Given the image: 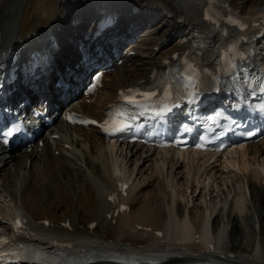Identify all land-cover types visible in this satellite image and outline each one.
<instances>
[{
	"label": "bare ground",
	"instance_id": "6f19581e",
	"mask_svg": "<svg viewBox=\"0 0 264 264\" xmlns=\"http://www.w3.org/2000/svg\"><path fill=\"white\" fill-rule=\"evenodd\" d=\"M116 1L120 0H0V34L4 35L3 42L0 43V59L2 49L5 50L4 47L12 39L24 38V42L32 47L34 40L43 39L42 35L49 32L56 34L59 28L62 38L73 37L81 28L80 25L73 27L75 14L84 18L91 11L96 13L101 8L116 9L122 18L112 30L115 40L113 38L111 42H117L118 46L125 42L122 39L117 40L121 36L119 33L132 21L135 26L146 22L145 25H151L149 38L142 41L141 47L130 46L121 57L118 56L124 60L118 69L122 70L125 79L121 80L120 76L119 83L107 85L104 80L103 88L97 93L98 99L94 96H81L82 102L75 107V110H81L88 116H100L105 105L114 100L118 89L135 84L141 79L148 80L154 69L163 68L170 52L175 49L183 50L192 44L204 26L203 9L209 2L122 0L123 5L118 7L115 6ZM63 5L72 11L61 13ZM136 6L140 9L139 14L132 19H126L131 8ZM220 6L226 11L251 18L264 14V0H220ZM15 7L19 8L14 13ZM12 19L14 25L10 29L8 26ZM6 28L11 32L7 33ZM34 31L41 33V36H33L34 40L28 41V35ZM208 32L206 40L213 47L219 33L215 28ZM177 38L179 39L175 41ZM148 45L152 48L147 47ZM129 52L135 54L130 55ZM136 53L140 66L125 67L124 63L135 60L133 57H136ZM110 75L105 74V78ZM48 86L46 89L49 93ZM59 121L62 126L65 125L61 119ZM52 130L50 134H53ZM70 130L78 136L75 138L71 134L70 140L68 138L71 150L80 148L83 151L87 165L100 180H86L87 176L84 178L80 168L72 169V172L66 156H60L59 159L52 153L55 150L60 151L59 147H52L51 138L57 139L52 136L45 137L44 146L40 149L35 145L30 152L10 153L11 157L5 159L0 157L3 167L8 162H16L20 163L19 170H28L27 176H21L28 179L29 185H33L32 193L38 197L35 200L38 208L35 216L44 221L45 225L42 222L44 226H40V223L33 224V221L27 219L30 230L36 233L30 236L29 241L52 247L59 240L72 239L76 241L78 248H135L140 253L153 248L177 261L228 257L232 264H264V139L246 148L232 150L226 154V158H216L213 154L191 150L177 153L169 149H145L138 144H108L96 127L79 126ZM69 141L67 138L61 141L65 150L69 149L66 146ZM29 160L31 162L27 168ZM50 163L54 167H49ZM42 170L53 175L51 178L54 185L62 184L66 180L68 185L56 190L45 188L44 179L40 175ZM1 171L0 230H6L10 227L11 220L15 221L18 217L26 219V216L17 203V196L14 193L12 198L8 196L9 175L2 178ZM19 174L20 172L17 176ZM21 176L18 179L21 180ZM118 179L130 182L131 187L127 196L123 195L122 198L129 204V209L116 214V209L110 206L107 192L114 188ZM80 181H83L84 186H81L79 193L76 183ZM28 182L25 190L28 189ZM44 190L48 193L47 197L42 193ZM76 194L79 195V202L77 201L75 210ZM23 205L27 207L25 202ZM173 210L178 216L179 224L185 226L188 219L190 220L187 230L191 229V232L185 237H170L167 233L166 220ZM77 217H81L80 223L76 222ZM210 220L213 232L222 233L225 239L223 246L209 243L203 247L200 224L211 222ZM92 222H97L96 229H91ZM37 230L42 233L38 234ZM210 241L213 242L212 239Z\"/></svg>",
	"mask_w": 264,
	"mask_h": 264
},
{
	"label": "rangeland",
	"instance_id": "374dc122",
	"mask_svg": "<svg viewBox=\"0 0 264 264\" xmlns=\"http://www.w3.org/2000/svg\"><path fill=\"white\" fill-rule=\"evenodd\" d=\"M121 5H123V2H122V0H120V1H116V4H115V6H118V7H121ZM64 6V5H63ZM62 7V6H61ZM60 7V8H61ZM19 7H15V10H14V13L16 12V10L18 9ZM68 7L65 5L63 8H61L60 9V11H61V13H70L72 10H70V8H68ZM143 12V11H142ZM14 18V17H13ZM12 20H14V19H12ZM159 20H163V19H159ZM158 20V21H159ZM11 23H12V21H11ZM14 25V24H13ZM151 25H146V28L147 29H149V27H150ZM142 29V28H141ZM77 33H79V31L77 32ZM127 34H131L132 35V32L130 31V30H128L127 32H126ZM148 32H147V30L145 29L144 31H140V29L138 30V32L136 33V34H134L133 36L135 37V35L137 36L136 37V39H135V41L133 42V44H129V46L127 47V48H129L130 46L131 47H137V46H139V47H141L143 44H142V41L143 40H147L148 38H149V34L150 33H148V35H146ZM145 36V37H144ZM142 38V39H141ZM139 39H141V41H139ZM179 38H177L175 41H177ZM174 41V42H175ZM173 42V43H174ZM172 43V44H173ZM114 44L116 45V44H118L117 42L115 43L114 42ZM134 44H136V45H134ZM128 45V44H127ZM145 47V46H144ZM147 47H149L150 49L152 48V46H150V45H148ZM127 48H123L122 49V51L123 50H126ZM137 54V53H136ZM124 56V55H123ZM135 60H131V62H128V63H126L127 65L125 66V67H127V68H137V67H139L140 66V62L137 60V58H138V54L136 55V57H133ZM137 60V61H136ZM116 61L114 60L113 62H112V66H114V63H115ZM122 65V64H121ZM120 65V66H121ZM113 71V72H112ZM106 74H108V75H110L111 77H112V75L114 76V79L112 80V81H108V83H106V85L107 84H111V83H119L121 80H123V79H125V77L126 76H123L122 75V70H120V69H116V68H113V70H111L110 72H108V73H106ZM120 76H122V79L120 80L119 79V77ZM118 81V82H117ZM96 98V97H95ZM96 99H98V98H96ZM81 103V102H80ZM90 103V102H89ZM96 102H93V104H95ZM58 123H60L61 124V121H58ZM58 129V130H57ZM57 129H54V130H52V132H53V134L54 133H59L60 134V132H61V128H57ZM72 133H74L73 131H72ZM71 135H69V136H65V137H61V139H52L51 138V144H52V147L53 148H60V151L59 150H56V151H52V153H55V155L57 156V158H59L60 159V156H63V158H64V156H66L67 157V162H68V166H70V168H71V171L73 172V170L72 169H74V170H79V168L81 169V174L84 176V178L86 179V180H88V178H89V180H95V179H98V180H100V178H98V176H96V174H94V172L91 170V168L87 165V162L85 161V158H84V154H83V151H80V148H76V149H73V150H71V149H66L65 150V148H63L62 146H63V144H62V142L61 141H63V139L64 138H67V141H69L70 140V137ZM76 137H78L77 135H76ZM75 137V138H76ZM68 138H69V140H68ZM66 140V139H65ZM69 145H71V143H70V141H69V143H68ZM58 148V149H59ZM78 149H79V151H78ZM65 150V151H64ZM77 150V152H74V151H76ZM59 151V152H58ZM64 152V153H63ZM71 152H73V153H71ZM73 154V155H72ZM77 154L79 155V156H77ZM59 155V156H58ZM69 155V156H68ZM75 157V158H74ZM80 158V159H79ZM70 160L72 161V162H70ZM45 161H47V159L45 160ZM80 161V162H79ZM2 164V163H1ZM0 164V165H1ZM78 166H77V165ZM3 165L4 164H2V167L0 168V170L2 169V175L3 176H5V174H7L8 175V173L10 174L9 176H8V181H7V185H9V191L7 192L8 193V196L10 197V198H12L11 196H12V193H14L16 196H17V198H18V194H20V191H17L16 192V189H15V181L16 180H18L20 183L22 182V181H24V179L22 180H20V178L18 179V176H17V174H18V172H20L21 170H19V165H20V163H16V162H8V163H6L5 164V166L3 167ZM53 164L52 163H50L49 164V167H51ZM59 166L61 165L60 163L58 164ZM47 166V165H46ZM58 166V167H59ZM84 166V167H83ZM52 167H54V166H52ZM12 168V169H11ZM16 169H17V171H16ZM9 170H13L12 172H10ZM87 170V171H86ZM16 171V172H15ZM93 172V173H92ZM86 174V175H85ZM41 175V177L44 179L43 180V182L45 183V188H47V187H49V188H52V189H55L56 190V188H61L62 186H65V184L66 185H68V181L66 180V181H64V183H62V184H59V185H54L55 184V182H54V180L51 178V177H53V175H48V173L47 172H44V170H42V173L40 174ZM75 175V174H74ZM76 176V175H75ZM2 177V176H1ZM2 178H4V177H2ZM64 179V178H63ZM76 180H78L77 178H76ZM26 182L25 183H21V184H19L18 183V185L20 186L21 185V188L20 189H23V187H24V190H23V193H22V195H21V199H19L18 198V201H17V203H18V205L20 204L23 208H24V211H25V218L26 219H28L29 221H33L32 223L33 224H39L40 226H44L45 224H44V221H42L41 219H39L37 216H35V212L38 210V208H37V206L35 205V200L37 201L38 200V197L37 196H34V194L32 193V188H33V185H29V182H28V179L27 180H25ZM49 181V182H48ZM28 182V189L27 190H25L26 189V183ZM81 182H82V184H81ZM57 183V182H56ZM78 183V184H77ZM76 183V185H77V187H78V189L77 190H79V191H77V192H79L80 193V190H81V188L84 186V183H83V181H80V183L79 182H77ZM56 186H58V187H56ZM82 186V187H81ZM80 188V189H79ZM14 189H15V191H14ZM46 190V189H45ZM43 191L42 193L43 194H45L46 196L45 197H47V195H48V193H46V191ZM6 193V194H7ZM78 193V194H79ZM33 194V195H32ZM77 196V197H76ZM78 197H79V195H75L74 196V203H75V210L77 209V203L79 202L78 201ZM13 201H14V199H13ZM34 201V202H33ZM78 201V202H77ZM26 203L27 204V207H25L24 205H23V203ZM19 205V207H21ZM33 205V206H32ZM34 206H36L35 208H34ZM37 208V209H36ZM42 209H45V208H43L42 207ZM62 216H63V214H62ZM78 218H80V219H78ZM80 220H81V217H77L76 218V222L78 221V223H80ZM38 221H40V222H38ZM44 224H42V223ZM83 228V227H82ZM81 229V228H80ZM92 230H93V228H91ZM95 229H96V227H95Z\"/></svg>",
	"mask_w": 264,
	"mask_h": 264
},
{
	"label": "snow or ice",
	"instance_id": "6c2138e0",
	"mask_svg": "<svg viewBox=\"0 0 264 264\" xmlns=\"http://www.w3.org/2000/svg\"><path fill=\"white\" fill-rule=\"evenodd\" d=\"M146 95H148L149 98L151 96V94H146ZM169 95H170V93H169ZM18 226H19V223H18ZM8 244H9V241H7V240H0V259H2L4 256H6L8 254L6 251L2 250L3 249V246H6Z\"/></svg>",
	"mask_w": 264,
	"mask_h": 264
}]
</instances>
